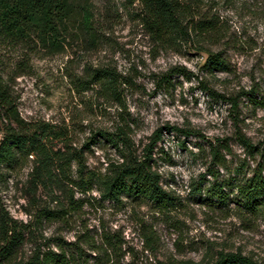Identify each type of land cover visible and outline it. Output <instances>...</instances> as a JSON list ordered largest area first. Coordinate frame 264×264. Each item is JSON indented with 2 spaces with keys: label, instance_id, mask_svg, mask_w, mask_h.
<instances>
[{
  "label": "rangeland",
  "instance_id": "374dc122",
  "mask_svg": "<svg viewBox=\"0 0 264 264\" xmlns=\"http://www.w3.org/2000/svg\"><path fill=\"white\" fill-rule=\"evenodd\" d=\"M189 3L212 20L208 38L162 45L142 26L136 2L77 0L61 27L60 50L35 39L0 40V74L23 130L45 127L54 150L80 152L87 171L102 174L126 149L142 160L163 129L150 164L175 199L173 207L160 209L143 198L122 195L111 202L95 190H73L76 205L69 206L59 188L52 192L57 203L47 190H29L30 157L0 187V211L29 231L16 261L60 244L82 250L78 264H210L219 253L264 264V206L256 216L237 209L234 189L257 162L264 168V157H251L236 139L243 135L264 148V0ZM208 52L222 57L225 72L207 73ZM100 68L119 76V99L100 84H84ZM171 70L178 73L162 83ZM211 91L224 98H212ZM7 123L0 120V140ZM121 132L127 148L117 140ZM210 145L222 165L211 159ZM208 170L223 185L225 204L195 194L194 186L213 182ZM60 206L68 213L64 220L39 223L40 210Z\"/></svg>",
  "mask_w": 264,
  "mask_h": 264
},
{
  "label": "trees",
  "instance_id": "16d2710c",
  "mask_svg": "<svg viewBox=\"0 0 264 264\" xmlns=\"http://www.w3.org/2000/svg\"><path fill=\"white\" fill-rule=\"evenodd\" d=\"M77 0H0V40L9 42H26L35 39L38 43L51 49L60 50L59 42L61 27L70 18ZM136 2L140 8L142 26L156 42L167 45L183 42L191 37L208 38L214 31L212 20L204 19L187 0H129ZM203 68L207 73L225 72L227 64L217 53L208 52ZM178 73L171 70L161 76V82H169L170 75ZM83 81L89 88L100 84L102 91L113 98L119 99L118 87L121 85L119 76L113 70L100 68L91 71ZM212 98L223 99L222 95L209 92ZM235 106V105H234ZM8 123L2 129L0 140V187L10 176V172L22 166L31 157V167L28 173L29 190L35 192L39 188L47 190L53 200L55 189L62 188L67 195L69 206H75L73 190L86 193L92 190L98 192L102 200L118 202L122 195L130 198H143L160 209L175 205V199L160 185V176L150 164L152 150L160 140L163 129L155 131L151 143L145 150L144 157L139 160L128 149L120 153V162L107 164L104 173L94 174L87 171L80 152L64 149L54 150L49 140L51 132L45 127L33 131L23 130L24 125L18 117L10 97L8 86L0 74V120ZM15 124L17 127H13ZM169 132L175 131L187 136L185 131L165 127ZM105 137V134H104ZM238 143L254 158L264 157V148L258 150L243 135H237ZM124 148L128 147V139L121 132L117 138ZM210 156L217 164L222 165L219 150L210 145ZM264 168L257 162L249 177H244L234 185L237 209L251 215H258L264 206ZM213 182L194 186L195 194H204L207 200H216L225 204L228 195L223 191V185L216 182V173L209 171ZM238 173V172H237ZM70 187H65L67 184ZM53 190V191H52ZM58 203V202H57ZM74 210V208H71ZM38 214V213H37ZM66 208L60 206L57 210L42 209L36 216L42 220H64ZM27 226H21L8 214L0 211V262L7 264H78L82 258L79 247L65 248L58 244L57 251L50 248L41 251L37 249L27 260L16 261L18 251L24 241V234L29 232ZM210 264H256L241 253H219Z\"/></svg>",
  "mask_w": 264,
  "mask_h": 264
}]
</instances>
